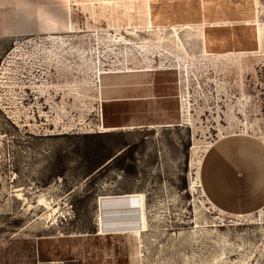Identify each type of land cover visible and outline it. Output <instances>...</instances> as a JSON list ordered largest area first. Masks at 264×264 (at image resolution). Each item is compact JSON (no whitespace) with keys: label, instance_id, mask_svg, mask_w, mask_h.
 Masks as SVG:
<instances>
[{"label":"rangeland","instance_id":"1","mask_svg":"<svg viewBox=\"0 0 264 264\" xmlns=\"http://www.w3.org/2000/svg\"><path fill=\"white\" fill-rule=\"evenodd\" d=\"M0 264H264V0H0Z\"/></svg>","mask_w":264,"mask_h":264},{"label":"bare ground","instance_id":"2","mask_svg":"<svg viewBox=\"0 0 264 264\" xmlns=\"http://www.w3.org/2000/svg\"><path fill=\"white\" fill-rule=\"evenodd\" d=\"M117 32H118V31H117ZM115 33H116V32H115ZM115 33H114V34H115ZM116 34H117V33H116ZM116 34H115V35H116ZM117 36H118V35H116L115 37L117 38ZM115 37H114V38H115ZM120 37H121V36H120ZM111 38H112V37H111ZM118 38H119V37H118ZM116 40H117V39H116Z\"/></svg>","mask_w":264,"mask_h":264},{"label":"crops","instance_id":"3","mask_svg":"<svg viewBox=\"0 0 264 264\" xmlns=\"http://www.w3.org/2000/svg\"><path fill=\"white\" fill-rule=\"evenodd\" d=\"M167 123H169V122H167Z\"/></svg>","mask_w":264,"mask_h":264}]
</instances>
